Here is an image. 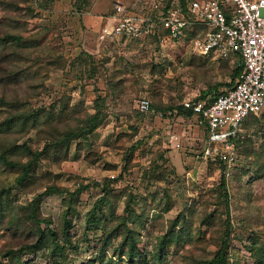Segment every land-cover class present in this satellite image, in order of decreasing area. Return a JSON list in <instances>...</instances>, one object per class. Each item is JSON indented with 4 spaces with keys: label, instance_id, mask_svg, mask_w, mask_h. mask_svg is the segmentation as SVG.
<instances>
[{
    "label": "rangeland",
    "instance_id": "1",
    "mask_svg": "<svg viewBox=\"0 0 264 264\" xmlns=\"http://www.w3.org/2000/svg\"><path fill=\"white\" fill-rule=\"evenodd\" d=\"M155 1L160 5L154 10L145 0H129L132 4L127 8L160 13L171 3ZM5 5L0 2V29L19 31L26 41L38 44L36 48L30 46L26 75L12 86L15 92L10 87L4 90L6 97L19 95L32 107H48L69 94L72 104L83 103L93 112L96 96L105 95L102 108L107 115L84 146L75 149L77 141H73L67 159L52 161L43 157L36 167L39 174L50 171L58 175L56 184L61 187L74 190L86 185L79 194L76 211L70 214L75 223L72 232L81 240L80 249L70 251L73 264L88 259H94L93 264H129L117 251L113 252L112 246L106 248L103 261L96 258L100 248L99 226L84 238L86 215L100 197L101 183L107 178L112 179L110 187L117 213L123 211L124 201L130 195L135 197V211L145 212L139 244L142 250L150 254L155 251L159 237L174 219L178 223L174 229H185L179 241L166 247L163 262L159 264H191L209 258L227 230L230 263L254 264V256L248 249L250 237L264 244V108L256 114L257 120L252 117L242 125L240 133L250 139L234 149L236 160L225 168L215 157L203 156L204 125L182 115L170 116L171 109L166 108L194 98L210 87L218 85L216 90L222 91L226 85L221 83L231 81L228 73L236 58L197 56L191 50L189 35L184 39L163 40V28L159 30L162 38L108 37L102 31L111 23L108 20L95 35L86 34L78 13L103 9L106 11L96 14L109 17L113 12L112 0H27L20 2L21 9L17 12L5 10ZM26 5L32 7V15L26 12ZM82 52L92 55L94 75L89 72V59H82ZM58 56H63L61 61ZM110 81L118 83L114 86ZM141 98L162 106L161 111L167 113L139 114L136 108ZM5 113V106H0V119ZM37 133V129L30 128L16 141L41 149L44 140ZM171 133L179 136V146L168 142ZM90 147L100 155L95 162L85 156ZM219 149H225V144H220ZM155 162L159 167H155V177L149 178L145 171ZM224 174L225 187H222ZM14 177L13 170L0 165V189L9 190L14 212L20 216L16 232L0 226V264H9L3 256L6 249L13 247L19 253L23 243L31 238L32 224L20 205L41 193L43 183L52 182L42 179L22 188L14 185ZM61 197L50 193L40 202L41 214L51 217L54 223L58 222L63 208ZM166 205L170 209L165 210ZM21 259L28 264L50 261L45 250L25 251Z\"/></svg>",
    "mask_w": 264,
    "mask_h": 264
},
{
    "label": "trees",
    "instance_id": "2",
    "mask_svg": "<svg viewBox=\"0 0 264 264\" xmlns=\"http://www.w3.org/2000/svg\"><path fill=\"white\" fill-rule=\"evenodd\" d=\"M26 1L0 0L1 3H6L5 10L11 12L19 11L21 9L20 2L24 3ZM169 1L171 2V0ZM179 2L180 6L185 9L188 0H179ZM168 6L169 4L166 5V7ZM25 10L30 15L34 12L30 5H26ZM3 18H8V15ZM13 19L16 20L15 17ZM159 36L160 33L152 35L153 38ZM31 45L35 48L38 47L35 41H26L19 31L0 29V91H2L0 106H5L7 112L0 119V165H4L15 172L13 183L22 188L28 187L42 179L47 181L52 179V182L50 184L43 183L42 187H44V190L41 193L34 195V198L27 204L20 205V210L32 224L31 238L29 242L23 243L25 245L21 252L18 253L11 247L3 252V256L8 259L9 264H28L22 261V253H25V251L36 253L45 250L50 258L47 264H73L75 260L70 255V251L79 250L81 240L75 237V233L72 232L75 223L70 214L76 211L79 194L86 188V185H79L74 190L61 187L56 184L58 175L52 174L50 171L39 174L36 171V167L39 160L43 157H48L52 161L67 159L73 141H77L75 149H80L84 146L90 134L102 125L107 115L102 108L105 95L98 94L96 96L94 100L95 111L93 112L88 111L83 103L72 104L69 94L49 104L48 107H32L28 105L27 99L19 95L14 98L6 97L4 90L9 87L13 90L14 87L12 86L19 84L22 75L23 77L26 75V58H28L27 54ZM80 55H84V57L82 56L83 60L89 59L88 65L91 64L89 72L92 71L91 75H94L95 65L92 55L86 52H82ZM231 56L236 58L234 67L228 73L231 81L221 83L226 85V87L232 86L243 70L241 56L237 53ZM62 57L58 56L60 61ZM35 60L37 59L35 58ZM222 64L225 63L222 61ZM110 83L115 86L118 81L117 83L110 81ZM217 86L202 91L198 97L206 98L208 95H217L221 92L216 90ZM15 91L16 89L14 88L12 92ZM151 106L157 110L163 109L162 106L158 107L152 101ZM175 107L180 114L187 116L193 114L192 110L184 108L183 105H166V108L169 109ZM136 109L139 114L143 113L138 108ZM255 116L257 115H248L242 124H246L247 120L252 117L257 120ZM30 128L37 129L38 137L44 140L41 149L38 147L34 148L26 142L17 143L16 140L19 135H23ZM11 135H14V138ZM246 139H250V137L230 138V141L235 145V148H238L241 147ZM89 150L86 152V158L91 162L98 160L100 155L96 153L97 151L92 149V147ZM215 158L225 168L226 163L218 156ZM155 167H159L156 162L145 171L146 176L149 178L155 177L154 174L157 171ZM225 180L224 174L220 182L222 187H225ZM111 181L112 179L107 178L101 183V195L94 202L85 219L84 238L90 234L92 229L97 230L98 226L101 230L100 248L96 258L103 261L106 258L104 254L106 248L112 246L114 248L113 252L117 251L119 257L125 258V261L129 264H159L158 262H163L166 247L173 241H179L185 229H174L178 224L177 219H174L168 226V230L159 237L155 251L150 254L148 251L142 250L139 244L142 239L141 230L145 227V212L138 213L135 211L133 206L135 197L130 195L124 201L123 211L120 214L117 213V205L112 196L113 188L110 187ZM7 190L0 189V226H5L16 232L18 229L16 221L20 216L17 212H14V206H12L9 199V190ZM50 193L62 196L63 208L60 211L57 223H54L51 217L43 216L40 212L42 197ZM168 209H170V205H166L165 210ZM224 233V239L221 240L211 257L196 260L191 264H231L226 239L229 231L227 230ZM250 239L248 249L254 256V264H264V244H260L252 237ZM93 261L94 259H88L79 264H93Z\"/></svg>",
    "mask_w": 264,
    "mask_h": 264
},
{
    "label": "built area",
    "instance_id": "3",
    "mask_svg": "<svg viewBox=\"0 0 264 264\" xmlns=\"http://www.w3.org/2000/svg\"><path fill=\"white\" fill-rule=\"evenodd\" d=\"M153 8L159 5L153 3ZM114 11L112 22L102 29L108 37L143 39L163 28L169 39L189 35L195 54L241 56L243 70L232 86L211 97L182 102L184 108L192 110L195 121L205 125L203 156H218L231 166L236 160V148L230 138L243 137V120L264 108V0H193L186 9L170 5L160 13H133L115 2ZM137 108L144 114H166L152 107L147 98L139 99ZM168 142L179 146V136L171 133ZM220 144H225V149L220 150Z\"/></svg>",
    "mask_w": 264,
    "mask_h": 264
},
{
    "label": "crops",
    "instance_id": "4",
    "mask_svg": "<svg viewBox=\"0 0 264 264\" xmlns=\"http://www.w3.org/2000/svg\"><path fill=\"white\" fill-rule=\"evenodd\" d=\"M113 1V3H115V2H119V3H122L125 7H126V9L128 10V8H127V6H128V4H132V3H128L127 1H129V0H112ZM191 1H193V0H188V2H187V5L191 2ZM197 1V0H196ZM201 1H203V0H201ZM201 1H198V2H201ZM127 2V3H126ZM131 2H132V0H131ZM145 2L148 4V6L149 5H153V3H157L158 5H160L158 2H156L155 0H145ZM174 3H177V6L178 7H180V8H182L181 6H180V2H179V0L178 1H176V2H173V0H171V3H169V6L170 5H173ZM127 4V5H126ZM186 5V6H187ZM100 6H102V5H100ZM176 6V5H175ZM166 7V6H165ZM164 7V8H165ZM154 9V8H153ZM152 9V10H153ZM183 9V8H182ZM185 9H186V7H185ZM106 11V10H105ZM103 9H96V10H86V11H81V12H79L78 13V20H79V23L81 24L82 23V25L84 26V29H85V33L86 34H88V35H95V31H97V30H99L103 25H105L106 24V22H108V20H109V22H112L111 21V19H112V17L115 15V11H114V5H113V12L109 15V17L108 16H104V14L102 13V14H96V13H98V12H105ZM128 11H130V10H128ZM141 12H136V11H130V12H133V13H146V12H144L143 10H140ZM108 14H109V12H108ZM164 30V29H163ZM165 31V33H163V38L161 37V36H159L160 38H162L163 40H165L166 39V35H167V31L166 30H164ZM191 35H196L197 33H190ZM158 37V38H159ZM192 50V49H191ZM193 52V51H192ZM194 53V52H193ZM195 54V53H194ZM197 56H202V57H211V56H204V55H198V54H196ZM229 56H231V55H229ZM229 56H227V57H229ZM225 58V57H224ZM199 96V95H198ZM198 96H196V97H194V98H188V99H196V98H199ZM211 96H213V95H208L207 97H211ZM183 102V101H182ZM180 105H182V103L180 104ZM164 112H166V111H164ZM167 113V112H166ZM169 115L171 116V115H173V116H178V115H182V117H186V118H191V119H194L195 120V116L192 114V115H190V116H187V115H183V114H180L179 112H178V110H177V108L175 107V108H173V109H171L170 110V112H169ZM256 115V114H255ZM204 125V124H203ZM242 125H244V124H241V127H243ZM204 127H205V125H204ZM206 130V129H205Z\"/></svg>",
    "mask_w": 264,
    "mask_h": 264
}]
</instances>
